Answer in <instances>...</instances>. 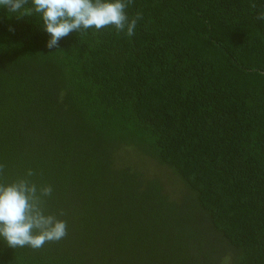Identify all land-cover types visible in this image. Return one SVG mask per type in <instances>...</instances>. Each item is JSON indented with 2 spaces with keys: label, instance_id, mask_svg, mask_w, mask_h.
<instances>
[{
  "label": "trees",
  "instance_id": "obj_1",
  "mask_svg": "<svg viewBox=\"0 0 264 264\" xmlns=\"http://www.w3.org/2000/svg\"><path fill=\"white\" fill-rule=\"evenodd\" d=\"M262 11L133 0L131 37L48 49L38 15L0 9V180L31 169L67 222L38 250L0 238V264H264Z\"/></svg>",
  "mask_w": 264,
  "mask_h": 264
},
{
  "label": "clouds",
  "instance_id": "obj_2",
  "mask_svg": "<svg viewBox=\"0 0 264 264\" xmlns=\"http://www.w3.org/2000/svg\"><path fill=\"white\" fill-rule=\"evenodd\" d=\"M133 0H0V9L9 14L19 13V18L36 14L42 21V29L50 39L48 49L57 48L59 41L70 33H85L94 27L99 31L114 27L117 33L131 37L137 22L143 15L137 12L129 20L126 8ZM256 8V4L250 5ZM264 20V11L257 16ZM9 32H15L12 26ZM264 75V73H261ZM4 165L0 164V176ZM35 173L29 169L26 176L10 182L0 180V238L11 248L29 247L38 250L45 243L58 242L67 236V222L59 214L46 213V199L52 195L50 185L37 186L29 177Z\"/></svg>",
  "mask_w": 264,
  "mask_h": 264
}]
</instances>
